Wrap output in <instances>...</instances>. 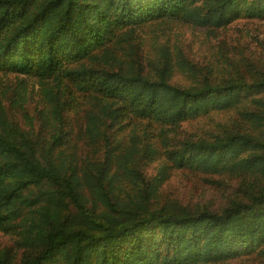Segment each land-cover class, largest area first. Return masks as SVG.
I'll return each instance as SVG.
<instances>
[{"label":"trees","instance_id":"1","mask_svg":"<svg viewBox=\"0 0 264 264\" xmlns=\"http://www.w3.org/2000/svg\"><path fill=\"white\" fill-rule=\"evenodd\" d=\"M241 23L264 0H0V264H264V45L171 48Z\"/></svg>","mask_w":264,"mask_h":264},{"label":"rangeland","instance_id":"2","mask_svg":"<svg viewBox=\"0 0 264 264\" xmlns=\"http://www.w3.org/2000/svg\"><path fill=\"white\" fill-rule=\"evenodd\" d=\"M231 35L229 39H218L205 32L197 30H186L176 32L171 35V48L178 44L181 49L191 58H199L209 68L212 77L219 78L224 73L229 59L239 60L242 58H257L259 52H249L255 47L264 45V26L254 24H238L228 31ZM177 80L185 82L187 75L176 74ZM210 117L202 118L186 126L191 132L200 134L207 129ZM184 184L185 177L180 174Z\"/></svg>","mask_w":264,"mask_h":264}]
</instances>
